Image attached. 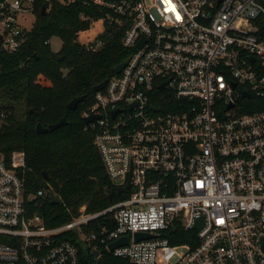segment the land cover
<instances>
[{"label": "built area", "instance_id": "1", "mask_svg": "<svg viewBox=\"0 0 264 264\" xmlns=\"http://www.w3.org/2000/svg\"><path fill=\"white\" fill-rule=\"evenodd\" d=\"M93 1L129 24L126 65L83 111L126 196L49 226L31 203L52 189L29 191L24 150L0 155V264H87L65 233L100 216L114 228L82 234L97 259L105 248L132 264H264V0ZM35 10L0 0V72ZM6 117L0 106V127Z\"/></svg>", "mask_w": 264, "mask_h": 264}, {"label": "trees", "instance_id": "2", "mask_svg": "<svg viewBox=\"0 0 264 264\" xmlns=\"http://www.w3.org/2000/svg\"><path fill=\"white\" fill-rule=\"evenodd\" d=\"M35 13L36 21L25 31L19 50L2 56L0 106L7 117L0 127V155L26 152L29 191L50 187L58 198L56 202L50 198L33 201L31 210L47 225L57 226L78 216L83 205L88 213L100 212L126 196L118 193L108 175L83 111L94 102V87L114 76L115 67L129 58L131 49L122 41L129 24L93 0H36ZM101 17L106 28L97 42L81 43L79 32ZM56 36L62 39L58 51L51 47ZM82 95L77 108L70 109V101ZM63 117L67 123L61 127L38 132V123L48 127ZM102 226L114 228L108 217L100 216L83 230L66 231L64 238L77 245L87 264H132L103 247V256L97 259L91 245L81 239L83 233ZM167 235L173 243L187 240Z\"/></svg>", "mask_w": 264, "mask_h": 264}, {"label": "water", "instance_id": "3", "mask_svg": "<svg viewBox=\"0 0 264 264\" xmlns=\"http://www.w3.org/2000/svg\"><path fill=\"white\" fill-rule=\"evenodd\" d=\"M46 11V5L43 6V13ZM127 61H123L121 62L120 64H118L116 67H115V73H119L123 68L124 66L126 65ZM107 80H104L103 82H101L100 84L96 85L94 87V90L95 91H98V90H101L105 84H106ZM244 95L246 96H249V93H244ZM84 95L82 96H77L75 98H73L70 103H69V108L74 110L77 108V105L84 99ZM93 120V117H85L84 118V121L85 123H89L90 121ZM65 123H67V119L66 117H63L61 120H59L58 122L56 123H53V124H50L48 127H43L40 123L37 124V130L38 132H42V133H46L48 131H54L56 130L57 128L61 127L62 125H64ZM45 176H47V172L44 173ZM123 192V189L122 188H119L118 189V193L121 194ZM51 200L52 202H56L58 200V198L52 194L51 195ZM199 228L202 226V224H199L198 225ZM152 235L148 232H136L135 233V238L136 240H140V239H144V238H150ZM130 241V236H124L118 240H116L115 242L111 243L109 246H110V249H114L118 246H121L125 243H128ZM95 256L98 255V252L95 251L94 252Z\"/></svg>", "mask_w": 264, "mask_h": 264}, {"label": "rangeland", "instance_id": "4", "mask_svg": "<svg viewBox=\"0 0 264 264\" xmlns=\"http://www.w3.org/2000/svg\"><path fill=\"white\" fill-rule=\"evenodd\" d=\"M36 13L29 14L27 20V29L30 30L36 21ZM106 20L104 17L96 19L90 28L80 31L78 39L81 43H95L97 42L98 36L105 30ZM51 47L53 50L58 51L62 47V39L58 36L53 37L51 41ZM45 83V81H44ZM81 239L84 240V235H81Z\"/></svg>", "mask_w": 264, "mask_h": 264}]
</instances>
